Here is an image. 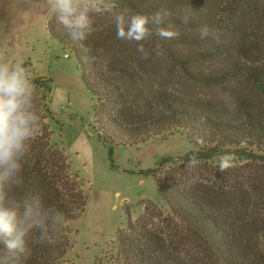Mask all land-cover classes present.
Instances as JSON below:
<instances>
[{"label": "trees", "instance_id": "1", "mask_svg": "<svg viewBox=\"0 0 264 264\" xmlns=\"http://www.w3.org/2000/svg\"><path fill=\"white\" fill-rule=\"evenodd\" d=\"M99 3H110L116 11L147 14L166 7L181 33L173 40L153 35L144 42L150 56L141 59L134 42L116 38L110 14L96 15L93 32L81 43L72 41L54 17L48 21L49 34L77 58L93 103L95 135L106 147L111 167H116L115 148L120 145L138 146L183 133L196 147L177 159L163 157L153 167L131 172L154 178L159 196L179 223L166 224L151 201L144 203L143 214L133 220L130 205L125 204L127 226L116 233L113 263L185 264L181 243L191 240L208 256L210 261L203 264H243L225 213L233 208L236 219L245 221L252 235L263 231L257 220L252 226L247 224L252 194L244 187L254 181L251 170L264 165V0ZM184 15L191 18L188 25L178 18ZM202 25H208L218 40L212 36L200 39ZM30 77L41 123L26 157L23 189L17 195L39 191L46 205L64 212L66 224L55 244L30 242L31 254L24 264H66L78 233L71 223L85 211L88 193L84 179L72 169L65 147L53 140L51 80L34 70ZM247 87L253 95L244 89ZM206 88L218 90V95L214 90L204 92ZM231 146L237 147L233 151L240 159L250 162L248 169L246 165L236 169L242 174H229L227 184L211 177L189 176L191 156L197 157V165H204ZM171 163L177 169H169ZM215 177L222 179L221 174ZM181 223L188 236L180 232ZM253 255L251 264H264L262 251L256 249Z\"/></svg>", "mask_w": 264, "mask_h": 264}, {"label": "rangeland", "instance_id": "2", "mask_svg": "<svg viewBox=\"0 0 264 264\" xmlns=\"http://www.w3.org/2000/svg\"><path fill=\"white\" fill-rule=\"evenodd\" d=\"M52 19L47 0H0V59H23L29 70L51 80L50 109L54 119L50 120V126L53 140L65 147L72 169L79 172L86 184L87 205L82 215L71 223V228L78 230V233L73 248L65 257V263L115 264L116 233L127 226L125 204L130 205L133 220L143 214L144 203L151 201L156 212L166 218V224L179 223L166 201L159 196L154 178L131 172L153 167L163 157L177 159L196 147L183 133H175L165 139H152L138 146L120 145L115 148L116 167H111L107 149L95 135L93 103L82 80L77 58L49 34L47 23ZM244 89L253 95L249 87ZM213 90L206 88L203 91ZM214 92L218 95L219 91ZM236 148L227 147L206 164L188 167L189 176L211 177L220 184H227L229 174L238 173L240 170L236 169L239 167L246 165L245 169H248L250 166V162L235 154L233 150ZM225 153L234 156V166L221 173L217 164L220 156ZM167 166L169 169H177L172 163ZM256 168L257 171L251 170L254 181L250 180L249 186L244 187V190L252 194L248 201L251 211L246 219L249 226L257 220L263 231L252 235L245 221L236 219L234 213L237 214L233 208V211L227 210L225 213L226 220L234 230L243 264L253 262L256 249L264 253V165L259 164ZM215 174H221L222 179L216 178ZM182 225L179 226L180 232L188 236ZM176 234L179 235L178 230ZM186 241L181 243V256L185 264L210 261L200 246L191 243V240Z\"/></svg>", "mask_w": 264, "mask_h": 264}, {"label": "clouds", "instance_id": "3", "mask_svg": "<svg viewBox=\"0 0 264 264\" xmlns=\"http://www.w3.org/2000/svg\"><path fill=\"white\" fill-rule=\"evenodd\" d=\"M52 17L74 42L81 43L94 30V17L110 14L116 38L134 42L141 59H148L145 47L153 35L164 40L179 38L180 31L172 23V13L161 6L151 14L138 11H116L110 3L99 0H47ZM183 25L190 16L178 17ZM200 39L215 33L202 25ZM41 117L34 103V87L30 70L23 59H0V264H24L31 254L30 242L53 245L66 224L65 214L54 205H46L39 191L17 195L24 185V165L36 138ZM234 156L222 154L217 164L219 172L233 167ZM198 159L189 158V167ZM33 237H35L33 239Z\"/></svg>", "mask_w": 264, "mask_h": 264}]
</instances>
